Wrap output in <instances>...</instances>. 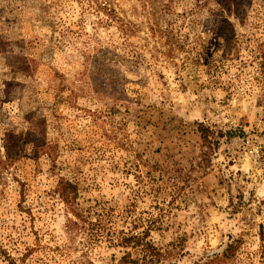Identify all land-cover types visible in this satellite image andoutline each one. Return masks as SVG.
I'll use <instances>...</instances> for the list:
<instances>
[{
    "label": "rangeland",
    "instance_id": "1",
    "mask_svg": "<svg viewBox=\"0 0 264 264\" xmlns=\"http://www.w3.org/2000/svg\"><path fill=\"white\" fill-rule=\"evenodd\" d=\"M126 252L264 264V0H0V264Z\"/></svg>",
    "mask_w": 264,
    "mask_h": 264
},
{
    "label": "trees",
    "instance_id": "2",
    "mask_svg": "<svg viewBox=\"0 0 264 264\" xmlns=\"http://www.w3.org/2000/svg\"><path fill=\"white\" fill-rule=\"evenodd\" d=\"M207 139V138H205ZM67 201V200H66ZM69 203V202H68ZM72 209V213L76 218H80L81 216L79 215L77 208H71ZM69 227L71 228H78L79 224L76 223V221L70 220L69 223ZM145 240V237H141V236H129L127 238H124L122 241V244L124 245L123 247L126 249H134L137 251V249L140 248L141 251H146L147 248L146 247H150L151 246L147 243L146 246H144L143 242ZM142 247V248H141ZM232 250L234 251V245H229L228 249L226 250L225 256L228 257V253H231ZM132 252H126L124 254V256L121 258L120 262L118 264H139V263H143L145 261V264H153L155 261L153 260L155 258V256H157V254H155V256H153V258L151 260L147 259L146 257H144L141 261V259H137V260H133L132 259Z\"/></svg>",
    "mask_w": 264,
    "mask_h": 264
}]
</instances>
